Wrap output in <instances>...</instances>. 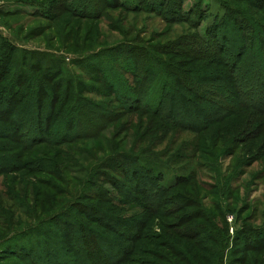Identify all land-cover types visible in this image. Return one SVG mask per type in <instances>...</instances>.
I'll use <instances>...</instances> for the list:
<instances>
[{
	"label": "rangeland",
	"instance_id": "obj_1",
	"mask_svg": "<svg viewBox=\"0 0 264 264\" xmlns=\"http://www.w3.org/2000/svg\"><path fill=\"white\" fill-rule=\"evenodd\" d=\"M19 1L24 0H0V10L36 12L38 8L46 17L0 12V33L19 48L54 55L73 72L70 76L75 82L67 105L73 102L84 109L86 115L78 130L88 133L72 144L52 149L74 156L77 164L70 173L84 181L92 178L95 184L91 189H100L104 198L100 194V199L83 200L95 209L84 207L86 218L78 214V208L68 207L65 217L59 214L60 220L72 223L69 227L60 222L43 225L37 232L8 233L0 240V259H4L0 264H25L1 255V249L11 243L33 244L36 258L48 259L50 264H116L127 255L132 257L133 252L137 262L131 264H264V30L257 18L264 10L246 0H169L181 1L179 18L169 14L173 4L159 9L160 0H120L125 10L107 9L117 21L116 30L105 18L85 19L93 25L85 36L84 20L78 28L80 18L73 16L71 25L70 14L50 20L63 0H55V9L49 14L50 3L35 8ZM66 1L79 5L78 0ZM228 6L244 8L256 16L248 20L249 29L233 26L236 16ZM221 20L227 42L220 58L231 62L240 43H244V53L231 80L229 69L223 68L213 74L217 77L213 82L198 81L195 71L204 69L207 62L191 59V49L206 45L212 38L210 27ZM46 25L51 28L30 35L33 29ZM71 27L75 33L76 28L81 31L71 38L73 43L64 42L61 35ZM130 43L138 48L137 54L119 58L110 51ZM161 45H170L165 55L158 50ZM164 60L171 62L170 68L163 65ZM212 65L222 69L220 64ZM95 67L115 81L114 88L102 82ZM134 70L137 78L130 73ZM201 72L197 76L212 75ZM181 77L187 78L188 87ZM193 87L205 95L213 90L212 101L201 100L189 90ZM122 93L140 96L141 106H151L163 97L161 115L165 120L126 112L117 113L118 118L110 123L108 118L98 117V112L111 115L118 110L122 104L115 97L121 100ZM58 94L62 98L64 88ZM59 121L52 125L50 139L60 135L55 132L59 130L56 124L66 129L67 135L74 134V126ZM98 123L105 128L91 137L93 130L89 129ZM203 126L207 128L201 131ZM26 127L22 133L28 134ZM111 157L117 160L115 171L101 167L115 162ZM191 217H195L192 222L181 225ZM193 223L189 231L196 233L186 232ZM192 234L197 235L207 263L195 259L196 250H190L193 241L183 238ZM183 256L189 257L188 262ZM26 263L32 264L30 260Z\"/></svg>",
	"mask_w": 264,
	"mask_h": 264
},
{
	"label": "trees",
	"instance_id": "obj_2",
	"mask_svg": "<svg viewBox=\"0 0 264 264\" xmlns=\"http://www.w3.org/2000/svg\"><path fill=\"white\" fill-rule=\"evenodd\" d=\"M95 1L96 0H78L77 2H79V5H76L73 4V1L67 2L63 0L60 3L62 7L59 6L61 8H59V11L55 12L56 14L52 13L56 6L55 0H24L19 2H26L29 6H35V8L45 5V3H50L48 14L52 13V16L49 17L52 21L57 18H62L64 14H70L71 19H68V23L71 25L74 20L72 19L73 16L80 18L77 24L78 28H81L82 25H80L79 21L84 20V27L86 28L85 36L91 33V28L93 27V25L86 23L88 21H85V19L98 20L105 18L109 22L108 24L113 28L115 27L116 30L117 21L112 17L111 12H107V9L121 8L125 10V8H127L126 5L120 0H100L103 2L102 5L99 3L97 5ZM168 1L160 0L159 9L163 8L165 4H173L169 9V14H176L179 18H182L180 17V14H182L180 12L182 8L181 1H175L174 3ZM246 1L250 2V6L262 11L264 10V0ZM228 8H233V10H235H232L236 16L232 18L233 26L239 27L243 31L250 28L249 22L253 21L251 18L256 17L255 15L250 14L248 10L245 11L244 8L230 6H228ZM36 9L38 10L36 12H30L29 10H27V12L29 15L46 17L41 15L44 10L41 11L38 8ZM0 12L4 15L21 14L22 12L27 13L24 9H16L14 11L0 10ZM157 12L162 14L160 10ZM173 16L174 15H166L168 19H175ZM184 16L186 17L187 15L183 14V17ZM257 18H259V26L264 30V13ZM54 22H52L51 25H53ZM223 24L222 20L219 22L216 21L210 27L212 30L210 33L212 38L206 40V45H194L195 47L191 49V59L205 60L207 62L204 69L198 67L195 71L194 78L198 81L208 82V80H210L209 82H213V79H217L213 74L216 75L219 70V72H222L223 68L229 69L230 80L235 74L240 58L244 53V43L239 44L238 53L231 59V62H229V59L225 61L222 60L220 56L223 54L225 50L224 44L227 42V33L221 29ZM51 25L33 29L30 35H39L45 28L50 29ZM78 28H76V33L74 32V27L64 32L61 35L64 42L73 43L71 38L74 37L75 34L78 35L81 31V29L79 30ZM131 44L132 43L128 45H117L116 47H112L110 51L114 52L119 58L137 54L138 48ZM168 46L170 47V45H161L162 50L158 49L159 52L165 55ZM177 46L180 47L181 45ZM19 47L21 46H17L8 38L2 37L0 33V140L3 141V143H0V240L6 238L10 232H16L19 235H21L23 232L22 230L25 229H31L37 232L43 225L50 224L49 226H53L56 223L63 222L62 226L69 227L72 223H68L65 219L60 220L58 218L59 214H63L62 216L65 217L67 216L68 207H71V209L78 208V214L86 218L88 213L84 207L94 208L85 204L83 200L104 198L100 189L94 192L93 189H91L95 184L92 178L87 177L84 181V179L82 180L81 178L74 177L70 173L71 168L75 167L77 164L74 156H71V154L67 152L64 153L65 151H54L52 149L55 146L58 147L65 143L72 144L88 133L78 130L80 128L79 126L82 125V118H85L86 115V113H82V111L85 112L84 109L76 106V103L73 102H71L70 106L67 105L70 97V88L75 82L73 77L70 76L73 72L67 68V63L65 61H61L52 54H48L41 50ZM76 48H79V46H76ZM98 55L99 54H95L94 57ZM164 61L163 65L166 68H170L171 62L167 60ZM219 61L223 62L219 63ZM210 64H220L222 69L215 67V65L209 67ZM95 69L101 76L102 82L106 83L107 87L114 88L115 81L109 78L108 75H103V69L101 67H95ZM122 70L126 71L127 69L122 68ZM151 70L152 69L148 66L147 71L149 72ZM202 70L208 71L212 75L208 77L204 75L202 77V74H200V76H197ZM132 72H130L131 75L137 78L139 75L137 74L138 72L135 70L133 73ZM180 74L176 76L179 77ZM184 74L186 75V73ZM148 75H150V73H148ZM181 78L180 80L186 86L185 82H187V80L185 81V79L187 78ZM139 82L142 84V77ZM61 88H64V95L62 98L58 94ZM189 90L199 95L198 97L203 101H212V96L215 94L212 93V90L208 95H205L202 94V92H198L194 87L193 89L189 88ZM121 96V100L115 97L116 102L122 104L118 110L111 113V115L109 112H98V117L108 118V122L110 123L118 118L117 113L126 112L139 113L140 115L151 117L158 116L160 119L165 120L161 115L163 97H159V100L151 106L150 104L141 106L142 99L140 96L131 93H122ZM81 105L85 106L86 103H81ZM57 120H60L59 122L61 124L74 126L76 128L75 132H73L74 134L67 135L66 129H61V125L56 124L59 126V130H55V132H60V135L55 139H50V129ZM171 123L174 124V122ZM25 126H27L26 131L28 134L26 132L22 133ZM104 126V124L98 123L92 129H89L93 130L91 137L98 136L99 133L103 131V128H105ZM206 128L207 126H203L201 131ZM43 144H46L47 147L40 148L39 145ZM124 157L131 159L130 155H124ZM112 158L113 157L109 158V160L115 162L108 164L104 163L101 167L115 171L114 164H116L117 160ZM127 168L132 171V167ZM94 172H96L95 168L91 171L92 176H94ZM104 192L108 191L105 190ZM100 194L101 196L99 198L98 195ZM109 198L113 197L111 196ZM72 199L73 202L70 203ZM67 219L68 217L66 220ZM194 219L195 217L186 219L181 225L184 226ZM195 224L196 223H193L186 232L196 233L194 231H189L191 227L194 228ZM15 236H17V234H15L14 237ZM141 238L140 236L138 240ZM183 238H188L193 241V246H190V250H196L195 259L207 263L208 258L203 253L202 255L200 253L203 250L198 244L199 239H197V235L192 234L190 236H183ZM1 242L2 241H0V243ZM1 252L2 256L17 258L25 262V264H27L26 261L28 260H30L32 264H50L48 259L46 261L38 260L36 258V247L34 248V245L29 243L26 246H24L23 243H11L10 246L1 249ZM133 253L132 257H129L131 255H127L116 264L136 263L137 259ZM3 260L4 259H0V262ZM188 260V256H183L184 262H188ZM198 263V261H195L194 264ZM13 264L21 263L14 262ZM189 264L191 263L189 262Z\"/></svg>",
	"mask_w": 264,
	"mask_h": 264
}]
</instances>
